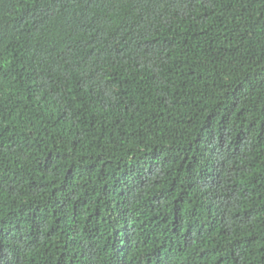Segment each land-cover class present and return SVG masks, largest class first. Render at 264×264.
Listing matches in <instances>:
<instances>
[{"label": "trees", "instance_id": "16d2710c", "mask_svg": "<svg viewBox=\"0 0 264 264\" xmlns=\"http://www.w3.org/2000/svg\"><path fill=\"white\" fill-rule=\"evenodd\" d=\"M0 264H264V0H0Z\"/></svg>", "mask_w": 264, "mask_h": 264}]
</instances>
